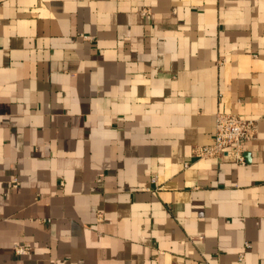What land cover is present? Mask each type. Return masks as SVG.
I'll use <instances>...</instances> for the list:
<instances>
[{
    "label": "crops",
    "instance_id": "1",
    "mask_svg": "<svg viewBox=\"0 0 264 264\" xmlns=\"http://www.w3.org/2000/svg\"><path fill=\"white\" fill-rule=\"evenodd\" d=\"M0 264H264V0H0Z\"/></svg>",
    "mask_w": 264,
    "mask_h": 264
},
{
    "label": "built area",
    "instance_id": "2",
    "mask_svg": "<svg viewBox=\"0 0 264 264\" xmlns=\"http://www.w3.org/2000/svg\"><path fill=\"white\" fill-rule=\"evenodd\" d=\"M257 120L244 118L231 112H218L215 115L212 141L199 144L191 149L195 158L221 157L230 153L238 164H244V144L256 137ZM245 247L249 244L245 242ZM16 254H24L26 248L15 246ZM244 252L238 254L242 259Z\"/></svg>",
    "mask_w": 264,
    "mask_h": 264
}]
</instances>
